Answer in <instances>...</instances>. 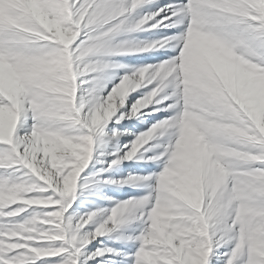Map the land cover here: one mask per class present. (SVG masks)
<instances>
[{"label": "snow or ice", "instance_id": "1", "mask_svg": "<svg viewBox=\"0 0 264 264\" xmlns=\"http://www.w3.org/2000/svg\"><path fill=\"white\" fill-rule=\"evenodd\" d=\"M0 264H264V0H0Z\"/></svg>", "mask_w": 264, "mask_h": 264}, {"label": "rangeland", "instance_id": "2", "mask_svg": "<svg viewBox=\"0 0 264 264\" xmlns=\"http://www.w3.org/2000/svg\"><path fill=\"white\" fill-rule=\"evenodd\" d=\"M162 2H164V0H162ZM142 35H147V34H142ZM119 59L125 60V62H129L133 58L120 57ZM110 87H111V85H109V88ZM129 103H131V100L129 101ZM123 125L126 126V127H129L132 131L142 130L143 127L146 126V125H140L139 121H124ZM117 127H119V126H117ZM129 139H131V137H127V138L122 139L121 140V144L126 143L127 140H129ZM132 163L133 162H126L125 165L120 170H118V173H116V174L127 175L128 172L136 171L137 169H135L134 167L129 166ZM96 167L99 168L100 165H97ZM135 191H136L135 189H122V190H120L121 193L127 192L129 194H134ZM104 192H109V190L108 189H104ZM118 198L119 199H124L125 197H124V195L121 194V195L118 196ZM82 199H84V197H82ZM88 199L95 200V202L99 203V204L107 203L106 201L96 199L95 196L89 197Z\"/></svg>", "mask_w": 264, "mask_h": 264}]
</instances>
